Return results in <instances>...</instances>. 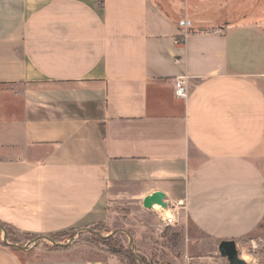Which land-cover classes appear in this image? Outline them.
Segmentation results:
<instances>
[{
    "label": "crops",
    "instance_id": "0c3cea01",
    "mask_svg": "<svg viewBox=\"0 0 264 264\" xmlns=\"http://www.w3.org/2000/svg\"><path fill=\"white\" fill-rule=\"evenodd\" d=\"M156 191L187 204L188 258L264 251V0H0V222L162 239L135 219ZM0 264L124 263L0 242Z\"/></svg>",
    "mask_w": 264,
    "mask_h": 264
},
{
    "label": "rangeland",
    "instance_id": "374dc122",
    "mask_svg": "<svg viewBox=\"0 0 264 264\" xmlns=\"http://www.w3.org/2000/svg\"><path fill=\"white\" fill-rule=\"evenodd\" d=\"M135 219L139 220L140 222L141 219H154L159 225L163 226L161 230L163 231L162 235H165V237L161 239V235L159 234L154 233L155 236H152V234L147 233L145 235L139 236L138 240L135 241V237L131 233L128 234L126 232H122V236H115V234H113L114 230L107 227L105 224L95 228L98 231L95 232L97 238L90 236V233L94 232H87V234L81 235V233L77 231L67 232L55 239L50 236L47 237L58 244L67 245L73 241V244L85 246L88 248L91 254H95V256L99 258L106 259L110 256H115L124 264L130 263V260L128 259L130 256L137 258L138 264H229L227 259L221 257L218 250H215L217 251V254H209L206 251H201L199 253L200 258H188L187 241L184 230L185 227H165L159 216L158 210H155L154 208L149 213L137 215ZM4 230L7 235L5 228ZM91 230L94 231L93 229ZM10 232L12 238L14 240H18L19 243L17 245L19 246L29 245L38 238H27L14 230H11ZM0 242H5L4 233L1 229ZM31 245L34 248H51L54 246L49 240H41L37 243V245ZM91 250H93L94 253H92ZM111 250H122L123 254H116ZM258 251L261 256L256 259L251 257L244 258L241 254L240 256L248 264H264V251L261 248Z\"/></svg>",
    "mask_w": 264,
    "mask_h": 264
},
{
    "label": "water",
    "instance_id": "95a60500",
    "mask_svg": "<svg viewBox=\"0 0 264 264\" xmlns=\"http://www.w3.org/2000/svg\"><path fill=\"white\" fill-rule=\"evenodd\" d=\"M167 201V195L166 193L162 192V191H156L153 192L151 194H149L148 196H146L143 200V205L146 209L148 210H152L154 205H159L161 207H163L164 209L168 208V205L166 203ZM0 229L3 231L4 233V241L5 243L18 248L20 250H28L30 248H34L31 244H35L37 245V243L41 240H49L54 246H60V247H70L73 244H58L54 241H52L49 237H38L35 241H33V243L26 245V246H19L17 244H10L9 241L7 240V235L6 232L4 230V227L0 224ZM88 232H94L91 229H87ZM79 233H82V231H80ZM117 232H114L113 234H116ZM132 240V238H131ZM219 253L221 255V257L227 259V261L229 262V264H248L244 259H242L239 255V251L237 248V243L233 240L231 241H222L219 245Z\"/></svg>",
    "mask_w": 264,
    "mask_h": 264
},
{
    "label": "built area",
    "instance_id": "2783aa9c",
    "mask_svg": "<svg viewBox=\"0 0 264 264\" xmlns=\"http://www.w3.org/2000/svg\"><path fill=\"white\" fill-rule=\"evenodd\" d=\"M188 39V34L180 37L177 42L185 43ZM188 76L178 77L174 80L175 85V94L178 98L186 99L188 97L187 85H188ZM168 208L164 209L160 206L159 216L165 227H177L182 218V211L187 210V204L184 200L177 201L174 203L166 201Z\"/></svg>",
    "mask_w": 264,
    "mask_h": 264
},
{
    "label": "trees",
    "instance_id": "16d2710c",
    "mask_svg": "<svg viewBox=\"0 0 264 264\" xmlns=\"http://www.w3.org/2000/svg\"><path fill=\"white\" fill-rule=\"evenodd\" d=\"M0 224L6 229V231H7V240L11 243V244H18L19 242H18V240H14L13 238H12V235H11V230H14V231H17L16 229H14L13 227H11V226H9L8 224H4V223H1L0 222ZM100 225H102V224H97V225H94V226H92L90 229H93L94 230V233H90V236H92V237H94V238H97V235L95 234V232H98L95 228H97L98 226H100ZM17 232H19V231H17ZM20 234H22V236H25V237H27V238H31V237H34V238H36V237H38V236H32V235H29V234H23V233H21V232H19ZM67 233V232H66ZM63 234H65V233H61V234H56V235H51L50 237H52L53 239H55V238H57V237H59V236H61V235H63ZM85 234H87V232H82L81 233V235H85ZM123 234H122V232H117L116 234H115V236H122ZM1 243H3V244H5V242H1ZM59 248H62V247H60V246H52L51 247V249H59ZM123 249V248H122ZM113 253H116V254H123V252H122V250H111ZM129 260H130V263L129 264H138V260H137V258H135L134 256H130L129 258H128Z\"/></svg>",
    "mask_w": 264,
    "mask_h": 264
},
{
    "label": "bare ground",
    "instance_id": "6f19581e",
    "mask_svg": "<svg viewBox=\"0 0 264 264\" xmlns=\"http://www.w3.org/2000/svg\"><path fill=\"white\" fill-rule=\"evenodd\" d=\"M153 208H154L155 210H160V206H159V205H154Z\"/></svg>",
    "mask_w": 264,
    "mask_h": 264
}]
</instances>
